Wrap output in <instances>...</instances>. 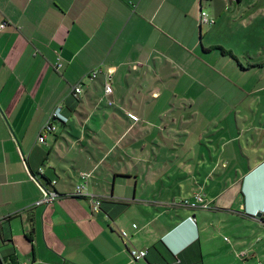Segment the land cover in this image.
Segmentation results:
<instances>
[{
    "label": "crops",
    "instance_id": "crops-1",
    "mask_svg": "<svg viewBox=\"0 0 264 264\" xmlns=\"http://www.w3.org/2000/svg\"><path fill=\"white\" fill-rule=\"evenodd\" d=\"M234 4L0 0V264H264V0Z\"/></svg>",
    "mask_w": 264,
    "mask_h": 264
},
{
    "label": "built area",
    "instance_id": "built-area-1",
    "mask_svg": "<svg viewBox=\"0 0 264 264\" xmlns=\"http://www.w3.org/2000/svg\"><path fill=\"white\" fill-rule=\"evenodd\" d=\"M213 24L214 20L211 19L206 12L201 11L200 15V24ZM9 25V21H2L0 22V32L3 31ZM61 66V63L56 64V68L58 69ZM104 73V69L101 65L95 67L92 71L88 72L78 83L76 86L73 87V93L75 96H79L83 91V84L84 79H96L99 74ZM114 91L113 88V75L112 73H108L106 75L105 83H104V94L105 96L111 95ZM111 104L112 102L109 101ZM63 104L60 103L55 107V109L51 112L46 122L42 125L39 133V142L43 143L46 141V137L50 133H56L58 130V125L56 122H67L68 117L63 114L62 112ZM81 177L86 179L88 177L87 174L82 173ZM34 181L38 184L42 191V198L37 202V204H48L53 202L55 199L59 197V193L55 189L47 188L41 184L37 176H33ZM56 181L53 180L51 184L53 185ZM84 184H78L75 189L74 195H86L89 196L92 203L93 211L100 210L101 207V200L93 194L87 193L84 191ZM183 204L186 206H190L193 208H203L208 209L210 205L208 202L204 200L202 195L197 194L194 196V200L185 199L183 200ZM131 254L136 258H143L146 256L147 251H138L132 250ZM241 258H245L247 256V252L243 251L239 254Z\"/></svg>",
    "mask_w": 264,
    "mask_h": 264
},
{
    "label": "rangeland",
    "instance_id": "rangeland-1",
    "mask_svg": "<svg viewBox=\"0 0 264 264\" xmlns=\"http://www.w3.org/2000/svg\"><path fill=\"white\" fill-rule=\"evenodd\" d=\"M214 2H218V0H213ZM233 2L235 3L234 5H233V7H235V6H237L238 4H237V2H238V0H233ZM207 3V2H206ZM206 3H205V7H206ZM218 7H220V5H218ZM214 21H215V18H214ZM263 25H264V21H263ZM264 27V26H263ZM216 33V32H215ZM263 34H264V32H263ZM263 40H264V37H263ZM264 42V41H263ZM219 73L222 75V76H224L225 78L224 79H232V80H235V81H237L238 79V77H236L234 74L233 75H231V74H229L228 72H225V71H219ZM263 95H264V92L262 93ZM241 258V257H240ZM241 259H243V258H241Z\"/></svg>",
    "mask_w": 264,
    "mask_h": 264
},
{
    "label": "water",
    "instance_id": "water-1",
    "mask_svg": "<svg viewBox=\"0 0 264 264\" xmlns=\"http://www.w3.org/2000/svg\"><path fill=\"white\" fill-rule=\"evenodd\" d=\"M262 215H263V213H260V212H259L256 216H257V217H262Z\"/></svg>",
    "mask_w": 264,
    "mask_h": 264
},
{
    "label": "trees",
    "instance_id": "trees-1",
    "mask_svg": "<svg viewBox=\"0 0 264 264\" xmlns=\"http://www.w3.org/2000/svg\"><path fill=\"white\" fill-rule=\"evenodd\" d=\"M221 50H222L224 53L231 54L230 52H228V51H226V50H224V49H222V48H221Z\"/></svg>",
    "mask_w": 264,
    "mask_h": 264
}]
</instances>
